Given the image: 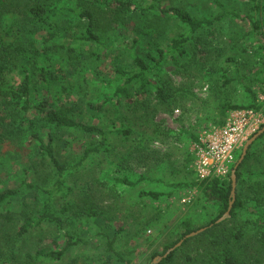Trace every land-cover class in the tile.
Listing matches in <instances>:
<instances>
[{
  "label": "rangeland",
  "instance_id": "rangeland-1",
  "mask_svg": "<svg viewBox=\"0 0 264 264\" xmlns=\"http://www.w3.org/2000/svg\"><path fill=\"white\" fill-rule=\"evenodd\" d=\"M219 2L242 18H227L211 33L192 34L183 55L165 58L148 74L146 92L135 83L126 97L117 94L122 81L116 70L134 69L135 55L155 63L174 38L188 33V26L170 14L143 13L149 0H133L131 10L119 0H5L0 6V64L10 65V70L0 81L16 87L25 69L37 78L43 67L45 82L33 85L31 104L48 100L108 135L102 143L98 134L54 128L42 113L5 108L0 102V191L19 187L24 179L41 187L54 180L55 171L32 133L45 141L52 133L55 151L68 166L77 164L88 148L102 145L66 175V195L55 199L64 218L62 228L43 223L27 237L19 236L25 218L37 219L43 212L45 197L36 189L22 188L0 207V264H155L168 244L184 238L182 221L191 219L199 228L218 220V204L207 202L196 188L177 185L198 178L195 143L206 131L225 125L234 111L220 114L221 103L249 106L254 103L250 89L264 111V30H256L247 18L264 17V0H157L162 8L179 6L199 18L217 14ZM37 5L52 14L43 19L30 14ZM84 10L94 13L99 44L80 39L89 23L78 15ZM52 30L58 34L56 48L42 59L36 47ZM160 88L169 89L168 100L159 99ZM263 125L248 134L236 162ZM249 153L236 185L244 207L224 224L215 222L218 226L207 236L183 242L176 264H226L224 256L213 257L212 241L227 229L239 228L246 232L247 248L237 254L239 264H264V218L259 217L264 213V137ZM231 172L223 178L230 179ZM149 192L161 197L144 194ZM69 236L83 242L60 258L28 257L39 248L62 250ZM112 237L114 251L108 250Z\"/></svg>",
  "mask_w": 264,
  "mask_h": 264
},
{
  "label": "trees",
  "instance_id": "trees-1",
  "mask_svg": "<svg viewBox=\"0 0 264 264\" xmlns=\"http://www.w3.org/2000/svg\"><path fill=\"white\" fill-rule=\"evenodd\" d=\"M121 5L127 9L131 10L134 6L133 0H119ZM149 6L142 8V12L148 11H157L162 14H170L181 21V23L188 26V33L187 34H179L176 38L172 40L166 51L163 53L162 58L158 59L155 63L150 64L145 59L134 56V69H124L118 68L116 70V78L122 81V84L117 89V94L119 96H129V88L138 83L140 85V89L143 92L147 91V87L150 83L149 81V73L157 70L163 60L166 59H176V56L183 55L185 50L188 46V42L191 38L192 34L199 33L204 30H209V32H213V28L215 24L224 21L230 17L242 18L241 14L234 9H230L225 7L222 3H216L219 7V11L211 18H199L192 14L190 11L179 7V6H170L168 8H162L157 4V0H149ZM5 5V0H0V6ZM30 14L34 15L39 19H43L45 16L52 14V11L45 6L37 5L31 7ZM78 15L82 17H86L89 21L87 30L83 36L80 37L81 40L84 41H91L94 44H99V36L95 31V16L94 13L90 10H84L78 12ZM248 20L251 22L252 26L256 30H264V17L262 19H257L254 16H248ZM57 32L55 30L49 31L46 36L43 38V45L36 47V53L44 59V55L56 48L54 46V40L57 37ZM69 52L73 53L74 49L72 47L69 48ZM10 70V65L8 64H0V78L4 77L7 72ZM46 70L45 68H40V70L36 73L37 78L29 76L27 70L23 71L22 82L14 86L5 85L3 82L0 81V102L5 107L8 108L9 105H12V108L19 109L25 113H29L30 111H37L42 113V119L50 126L54 128H77L89 134H98L101 137L102 143L106 141V137L108 133L102 129L101 127L89 124L84 121L75 119L68 115L67 113L57 109L50 101L45 100L38 104H31L30 102V95L32 93L33 85H39V83L45 82L46 78ZM250 93L253 96V101L249 106H238V105H231L229 103H221L219 106V113L222 115H226L229 110L240 109L244 107L249 108H257L260 109L261 105L256 104L257 97L256 95L249 89ZM157 95L161 101H166L170 98L171 92L168 88H160L157 91ZM21 103L23 105H21ZM21 106L20 108L16 107V105ZM264 127V125L262 126ZM261 127V128H262ZM33 138L38 140L39 142V151L49 160L51 166L55 171V178L54 180L47 186L41 187L30 183L27 179H24L19 187L13 189H7L4 191H0V207L4 204L11 202L14 198L19 195L20 189L22 188H31L40 191L44 197V209L41 214H39L37 219L33 217H26L25 223L21 226L19 230V236L27 237L32 229L41 226L43 223H53L56 226L62 228L64 226V218L58 214L56 207H55V199L58 197H64L66 195V191L68 190L66 186V175L70 168H77L84 164L85 160L94 152L100 150L102 145H98L96 147L88 148L84 155L80 158L77 164L74 166H68L63 162L57 155L55 151V147L53 145V134H49V140L45 141L39 133H32ZM264 137V133L255 141L257 142L259 139ZM254 142V143H255ZM101 143V144H102ZM253 143V144H254ZM252 144V145H253ZM251 145V146H252ZM250 146V148H251ZM249 148V150H250ZM248 153L244 159V161L240 164L238 171H237V182L241 181L242 174L240 169L245 164V162L250 157V153ZM241 154L239 155V157ZM238 157V158H239ZM235 166V165H234ZM232 167V169L234 168ZM122 182L128 183V180L122 179ZM183 188H196L198 189L204 199L207 202L218 204L220 215L218 219L224 215V213L228 210L230 202L232 200L231 193H232V180L231 178H217V177H209L205 179L196 178L190 182L180 183L177 187ZM237 193V189H236ZM154 199H158L161 197L160 193L149 192L144 193ZM243 203L240 199V194L236 196V200L234 202L232 211H231V218H235L237 214V209L243 208ZM260 218H264V213L259 214ZM228 220V218H227ZM227 220L220 222L219 224L222 225ZM217 220L207 224L206 226H202L199 228H195L192 225L191 219H185L181 222L180 227L184 230L182 237L197 231L198 229L204 228L205 230L199 233L196 236L187 238L184 241V244H187L192 238H196L197 236H207L208 234L215 231V228L218 224H215ZM226 232V233H225ZM225 232L218 235L217 239H213V247L214 252L212 251L213 257L218 258L219 256H224L226 264H239V260L237 254L245 252L247 248L245 246L246 240V232L243 228H239L238 231H234L231 229L225 230ZM260 239L264 244V232L261 233ZM115 237L109 238L108 240V250L114 251V243ZM83 241L81 239H75L74 237L69 236L68 241L65 244L64 248L60 251H49L45 248H39L35 251L34 254H29L28 257L32 260L42 261L45 258H60L67 249L71 246L80 244ZM177 243H170L165 247V251L161 253L162 259L158 261L157 264H176V255L180 247L176 248L170 254L165 256L167 251L174 247ZM264 247V246H263Z\"/></svg>",
  "mask_w": 264,
  "mask_h": 264
},
{
  "label": "built area",
  "instance_id": "built-area-1",
  "mask_svg": "<svg viewBox=\"0 0 264 264\" xmlns=\"http://www.w3.org/2000/svg\"><path fill=\"white\" fill-rule=\"evenodd\" d=\"M262 122L264 111L256 108L236 109L229 115L225 125L216 126L199 137L194 146L197 151L195 168L198 178L225 177L236 164L237 152L248 134L254 132Z\"/></svg>",
  "mask_w": 264,
  "mask_h": 264
},
{
  "label": "water",
  "instance_id": "water-1",
  "mask_svg": "<svg viewBox=\"0 0 264 264\" xmlns=\"http://www.w3.org/2000/svg\"><path fill=\"white\" fill-rule=\"evenodd\" d=\"M264 133V127H262L260 130H258L254 135H252L250 137V139L246 142V144L243 147L241 156L239 157L238 161L236 162L234 168L232 169L231 172V180H232V193H231V197L232 200L230 202L229 208L228 210L224 213V215H222L217 221L216 223H220L223 222L224 220H226L227 218L231 217V211L234 205V202L236 200V185H237V171L238 168L240 166V164L244 161L248 150L250 148V146ZM205 230L204 228L198 229L197 231H194L188 235H186V237H184L182 240H180L174 247L170 248L167 253L165 254V256H167L168 254H170L172 251H174L176 248H178L179 246H181L183 244V242L187 239L190 238L192 236H195L199 233H201L202 231ZM158 260L155 261V264H157L158 261H160L162 259V256L157 257Z\"/></svg>",
  "mask_w": 264,
  "mask_h": 264
}]
</instances>
